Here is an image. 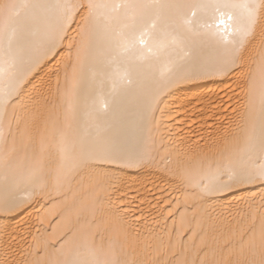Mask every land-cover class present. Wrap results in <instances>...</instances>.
<instances>
[{
	"label": "snow or ice",
	"instance_id": "obj_1",
	"mask_svg": "<svg viewBox=\"0 0 264 264\" xmlns=\"http://www.w3.org/2000/svg\"><path fill=\"white\" fill-rule=\"evenodd\" d=\"M231 77L186 136L177 90ZM31 209L0 264H264V0H0V237Z\"/></svg>",
	"mask_w": 264,
	"mask_h": 264
},
{
	"label": "bare ground",
	"instance_id": "obj_2",
	"mask_svg": "<svg viewBox=\"0 0 264 264\" xmlns=\"http://www.w3.org/2000/svg\"><path fill=\"white\" fill-rule=\"evenodd\" d=\"M47 69L44 73H40L33 80V84L39 86L41 79L45 76ZM236 78H216L210 81H199L193 84L182 85L178 89V95L172 97V101L175 104H185L188 108V111L191 115H194L197 120V125H193L192 129H185V135L192 137L193 133L197 135L203 133L205 137L208 136L209 129L207 128L208 123L220 124L223 121L225 115L231 117L233 113L230 110L229 105L235 106L236 96L234 95L235 91H238L237 83L235 82ZM32 85H29L31 88ZM231 97V99H229ZM227 108V113L223 109ZM202 110V111H201ZM216 116V120L208 119L209 117ZM127 173V179L129 184L133 188H139L141 193L148 195L145 191L146 186L148 189H152L157 195L159 187H168L163 184L161 177L159 175L148 176L145 171L138 169H128L125 170ZM244 193H240L243 195ZM226 199H222L219 204L223 205L219 210L224 213L225 224L231 223L235 226V221L232 216L229 214V209L227 207L229 201L233 204L236 203L238 196L232 194H224ZM33 212L32 218H27V213L22 216H19L11 221V228L9 229L10 235H5L0 237V242L3 245L9 248H18L21 245L25 244V240L22 237H27V242H32V236L38 235L36 232L37 227L47 228L48 220H45V223L41 225L36 219V209H31ZM234 211V209H233ZM51 231V229H49ZM31 233V235H29ZM13 237H15L13 239Z\"/></svg>",
	"mask_w": 264,
	"mask_h": 264
}]
</instances>
